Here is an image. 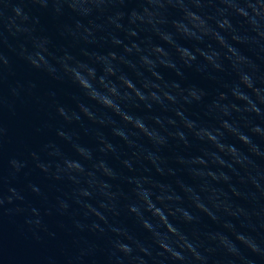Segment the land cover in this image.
I'll return each instance as SVG.
<instances>
[{
	"label": "water",
	"instance_id": "obj_1",
	"mask_svg": "<svg viewBox=\"0 0 264 264\" xmlns=\"http://www.w3.org/2000/svg\"><path fill=\"white\" fill-rule=\"evenodd\" d=\"M235 6V3H226L225 0H213L210 6L204 5L200 9H197L191 0H175L171 5L166 2L161 5L159 0H131L125 5L85 4L76 0L74 7L78 11H72L67 3L58 4L53 0H47L45 5L34 3L33 0H0V23L5 25L4 42L0 43V198L3 199L0 204V264H141L139 258L143 254L138 248L134 247L131 256H124L114 248L115 241L130 242L134 245L141 242L149 247L152 256H143L147 264H264V156H252L238 141L228 137L226 142L235 143L254 163L246 167L236 165L237 174L227 167L213 164L211 158L205 156L209 161L207 168L217 173L224 172L230 177L228 181H214L210 177L194 175L196 171L206 170L205 165H182L177 162V156L187 158L203 155L211 146L203 145L189 136L190 146L185 147L182 141L170 136L168 144L160 148L158 153L162 158L160 166L164 170L161 175L144 159V154L156 151L154 144L138 135L134 137L135 148H130L112 134L113 127H125L119 117L113 116L116 123L107 126L95 124L86 118L77 121V116L82 115L76 111L78 102L89 106L97 116L104 115L106 110L87 100L57 65L53 64V71L34 68L19 54L21 46L32 50L29 34L13 35L6 27L14 20L20 27L34 29L31 35L47 38L54 53L63 55L67 51L75 58L67 63L75 65L77 62H83L88 69L95 70L97 79L107 78L119 83L116 77L108 76L106 69L111 67L117 76L125 73L131 77L142 91L159 92L173 80L180 79L175 71L163 68L160 62L175 60L179 67H184L180 53L176 51L184 45L190 53L196 55V60L191 61L192 68L185 70L182 84H198L214 95L233 78L227 66L225 72L217 73L214 79L198 70L207 65L208 71H212L209 62L200 55V50L211 53L216 48L214 37L205 34L204 30L198 27L200 19H194L182 25L189 29L191 36L180 39L171 22L173 19L181 20L185 9L192 12L201 11L204 13V19L208 21V27L212 28L213 21L232 16ZM16 7L21 9V16H17L13 11ZM132 8L136 9V17L129 15ZM247 10L252 24L257 25V30L264 29V0H251ZM117 12H124L125 15L122 18L117 17ZM23 15H27L26 21H22ZM109 16L115 23L109 21ZM77 21H80L84 28L77 29ZM231 22L241 35L249 36L248 43L237 47L257 65V77L264 76V39L254 32H246L247 26H242L241 18L233 15ZM116 24L122 27L118 28ZM12 26V31L15 32V25ZM219 31L223 33L224 29ZM169 33L176 39V43H168L165 40ZM157 46H162V50L155 51ZM85 51L89 53L88 56L84 55ZM142 57L155 63V70L164 75L162 80H156L150 70L152 65L145 64ZM4 60H7V64ZM133 64L142 75H136L129 68V65ZM225 64L227 65V62ZM153 81L159 84V88L143 87L144 83ZM256 86H264V83L257 79ZM119 91L127 90L121 87ZM145 104H150L151 107H146ZM60 106L68 109V122L57 113ZM124 106L133 114L145 117L150 127H159L150 119L158 116L175 121L174 124H168L165 119L168 132L182 130L180 117L176 116L167 100L159 104L149 97L148 101L138 107L127 104ZM260 108L264 110V104H261ZM189 111L201 116L210 114L195 105ZM215 112L218 117L219 109ZM250 118L253 124L264 128V119L257 116ZM58 131L65 132L66 136L60 137ZM243 131L252 136L253 142L264 152V140L259 135H252L248 128H243ZM164 134L167 135V132ZM100 135L117 146L116 153L106 154L99 151ZM50 142L54 144L48 152L58 151V155L53 157L44 151V145ZM77 145L90 148L92 159L81 155L77 151ZM33 152L39 155L42 162L51 163L54 169L59 168L64 179L56 180L36 167V161L31 156ZM124 159L133 162L132 170L124 167ZM12 160L24 163L25 166L17 172L10 163ZM99 160L107 161L117 173L116 179L112 180L97 170L96 164ZM66 162L79 163L84 166V171L69 169ZM169 169L174 170V174H169ZM69 174L74 175L78 183L69 180ZM143 176L149 177L147 184L142 182L138 188L135 182L129 183L130 178ZM253 179L258 182L259 187L254 186ZM177 181H182L199 192L204 203L218 217L213 220L208 215L197 212L187 198L181 205L199 217L197 221L191 224L181 223L179 227L188 233L194 242L197 241L193 234L199 238L197 251L206 259L197 260L187 252L184 253L186 259L182 261H174L167 254L158 256L160 250L153 243L151 235L140 226L135 216L127 211L128 203L132 202L141 204L143 210V201L137 197V192L142 188L149 187V196L155 198L161 193L156 191L153 185L163 182L176 187ZM102 182H108L112 187L101 190ZM232 186L241 193L239 197L232 195ZM201 187L216 189L219 201L227 204L233 212L242 208L246 215L231 216L225 212L223 206L217 209L214 207L215 201H210L209 193L201 192ZM79 189L92 191V197L81 195L79 199L99 209L107 217V223L95 215H85L87 210L77 202L75 196L80 195ZM110 191L117 193L118 215L99 208V202L107 199L104 193ZM176 191L179 189L176 188ZM61 201L69 205L67 209H61ZM163 207L165 212H171L176 205L166 204ZM77 222L85 227H77ZM225 222L233 223L235 231L250 237L260 251L253 252L248 246L235 240L233 231L224 227ZM93 223L99 224L103 231H100V228L93 229ZM155 223L158 230L163 232V224L158 220ZM113 228L127 232L117 235L112 231ZM209 234L223 235L226 238L225 244L220 243L219 237L209 239ZM229 246H234L237 251L230 253Z\"/></svg>",
	"mask_w": 264,
	"mask_h": 264
},
{
	"label": "clouds",
	"instance_id": "obj_2",
	"mask_svg": "<svg viewBox=\"0 0 264 264\" xmlns=\"http://www.w3.org/2000/svg\"><path fill=\"white\" fill-rule=\"evenodd\" d=\"M34 3L45 5L47 0H33ZM54 3H67L72 11H78L74 7L76 0H53ZM81 3L85 4H111L119 3L125 5L130 3L131 0H80ZM153 2V0H149ZM161 5L163 3L173 4L175 0H159ZM196 5L197 9H200L204 5H211L213 0H191ZM226 3H235L233 9V15L241 18L242 26L246 24L245 31L254 32L258 37L264 39V29L257 30V25H253L250 19V13L247 7L250 5L251 0H225ZM17 16H21V9L16 7L13 9ZM59 11V9H57ZM90 11V10H89ZM125 15L124 12H117L116 16L122 18ZM129 15L136 17V9L132 8ZM232 15V16H233ZM228 16L220 21H213V27H208V21L204 19V13L201 11H189L187 9L183 12V18L181 20L173 19L171 26L178 33V38L182 39L191 36V32L186 27L190 20L200 19L201 23L198 27H201L205 34H211L216 42V48L208 53L200 50V55L204 60L208 61L211 65L212 71H208L207 65L198 68L199 71L205 72L210 79H214L217 73H223L226 70V66L232 73V79L228 80L225 86L220 87L213 95L204 87L193 83L192 85L182 84V80L185 76V70L192 68L191 61L196 60V55L190 53L186 46L181 45L176 49L180 53V58L183 61L184 67H179L175 60H163L161 65L165 69H171L175 71L177 77L180 79L173 80L170 85L164 89L157 91H142L135 82L127 74H121L117 76L115 70L111 67L107 68L106 71L109 77H116V81L107 80V78H96L95 70L88 69L87 65L83 62H77L75 65L67 63L68 60H74L75 58L65 51L63 55H57L49 47V41L47 38L33 36L31 33L34 29L20 27L13 20L6 25L8 31L15 35L16 33H28L29 38L32 41V50L21 46L19 54L23 56L34 68H44L48 71H53V64L57 65L59 70L67 76L73 84H75L80 92L87 100L94 102L95 105L99 106L100 109L106 110L104 115L97 116L95 112L91 110L89 106L83 102H78L76 111L82 115L77 116V121L87 119L95 124L107 126L109 124H115L116 121L112 118L113 116L119 117L125 127H113L112 134L115 137L120 138L130 148H135L136 140L134 137L141 135L146 140L150 141L155 145L156 151H149L144 154V159L148 161L156 170L157 173L163 175L164 170L160 166L162 158L160 157L159 149L168 144V138L174 137L179 141H182L185 147L190 146L188 137L192 136L195 140L199 141L203 145H210L211 148H207L208 151L204 152L203 155H193L190 157L177 156V162L182 165H188L190 163L203 164L206 166V170L196 171L194 175L198 177H210L211 180L218 181L224 179L225 181L230 180L224 172H215L210 168H207L209 163L205 159V156L211 158L213 164H218L222 168L227 167L234 173L238 174L236 165L246 167L248 164H253L250 156L245 153L241 148H238L235 143H227L228 137L234 138L241 145L246 148L247 153L252 156H264V152H261L258 144L254 143L252 136L247 132L243 131V128H248V132L252 135H259L264 140V128L258 124H253L250 117L257 116L264 119V110L260 108L261 104H264V86L257 87L256 80L260 79L264 83V76L257 77V65L241 50L237 47L240 44H246L250 38L248 35H241L237 28L231 22V17ZM22 21L28 19L27 15L21 17ZM109 21L115 23L113 18L109 16ZM15 25V32H13V26ZM5 25L0 23V43L4 42L3 27ZM116 27H122L120 24H116ZM76 28H84V25L80 22H76ZM224 29L221 33L219 30ZM90 32L91 29H85ZM227 33V35H225ZM135 34V33H133ZM168 43H176V39L173 38L172 34L169 33L165 37ZM162 50V46H157L155 51L159 52ZM85 56H88L87 51L84 52ZM187 57V59H185ZM115 58V57H113ZM145 64L152 65V74L156 77V80H162L164 75L162 72L155 70V63L147 60L146 57L141 58ZM227 62V65L225 64ZM7 64V60H4ZM136 75H142L140 70L133 64L129 65ZM80 69H86L81 71ZM126 89L127 91H119V88ZM146 89H157L159 84L156 82H146L143 85ZM157 101L159 104H163L167 100L170 106L173 107L176 116L180 117V123L182 130L176 132H168L165 126V119L168 124H174L175 121L170 118L153 116L150 119L154 125L159 127H150L146 122V118L138 116L128 111L124 106L125 104L138 107L141 103L149 100ZM255 98V99H254ZM259 101V103H257ZM242 102V103H238ZM200 106L203 111L210 113L207 116H201L196 113L190 112L189 109L193 106ZM146 107H151L150 104H145ZM219 109V114L215 112ZM57 113L67 121L68 109L63 106L57 108ZM111 113V115H108ZM231 118V119H230ZM68 122V121H67ZM167 132V135L164 133ZM60 137L66 136L63 131L57 133ZM99 144L101 145L99 151L101 153H116L117 146L108 141L103 135L98 137ZM53 142L44 145V151L50 157L58 155L56 152H48V149L53 146ZM225 145L227 150L225 151ZM77 151L86 156L88 159H92L93 153L90 148L77 145ZM211 149H214L211 150ZM223 154V155H221ZM34 161H36V167H38L44 173L50 174L56 180L64 179L59 168L54 169L51 163H44L40 160L39 155L36 152L31 153ZM229 157L230 159H225ZM12 166L18 172L24 163L16 160L10 161ZM67 163L69 169H74L77 172H83L84 166L79 163ZM124 167L129 170L133 168V162L130 159H124L122 161ZM98 171H102L105 175L110 177L112 180L117 178V173L112 169L107 161L99 160L96 164ZM169 174H174V170L169 169ZM74 183H78L74 175L69 174L67 177ZM139 188L141 183L147 184L149 177H137L130 178L129 183H133ZM253 184L259 187L257 181L253 179ZM101 190L105 188H111L112 185L108 182L101 183ZM156 191L161 194L156 195L155 198L149 196V187H144L142 190L137 192V197L143 201V210H141V204L139 203H128L127 211L134 215L140 226L147 231L153 240V243L160 250L157 255L164 256L167 254L172 260H185V252L190 253L195 259L203 260L206 259L198 251L199 238L193 234L195 238H189V234L184 232L179 224H191L193 221L199 219L198 216L192 214L186 208L182 207V203L187 198L191 202V206L199 213L208 215L213 220H217L218 217L211 212L208 206L204 203L203 198L199 192L189 185H186L182 181L176 182V187L172 184H166L159 182L152 186ZM176 188L179 191H176ZM38 191V189H34ZM201 192H208V199L215 201L214 207L219 209L221 206L224 207L225 212L231 216H238V214L246 215L244 210L238 209L237 212L231 211V208L223 201L218 199V191L214 188L201 187ZM233 196L239 197L241 193L234 187H231ZM80 195H75L77 202L80 203L87 211L85 215H95L99 220L107 223V217L101 213L99 209L93 207L85 200L79 199V197H92V191L90 189H79ZM167 193V194H165ZM104 195L107 197L106 200L99 202V208L104 209L107 212H111L113 215H118L117 210V193L115 191L105 192ZM11 202V198H9ZM3 203V199L0 198V204ZM175 204L176 207L171 212H165L163 205ZM68 204L65 201L60 202L61 209H67ZM179 213V215H177ZM151 217V219L149 218ZM169 217H172L171 219ZM158 220L163 224V232L158 230L155 221ZM31 223V221H29ZM37 223H39L37 221ZM77 227H85L77 222ZM224 227L232 230L235 236V240L248 246L253 252H259L260 249L254 241L245 236L244 233L235 231V225L231 222H225ZM93 229L100 228L99 224L93 223ZM100 231H103L100 228ZM112 231L116 232L117 235L125 234L127 231L124 229L113 228ZM219 237L220 243L225 244L226 238L221 234H209V239H216ZM113 246L118 252H122L124 256H131L134 252V247L138 248L143 256H152V252L149 247H146L141 242H136L134 245L130 242L115 241ZM210 250V249H209ZM228 251L235 253L237 249L234 246H229ZM141 256L139 259L141 264H147V261Z\"/></svg>",
	"mask_w": 264,
	"mask_h": 264
}]
</instances>
